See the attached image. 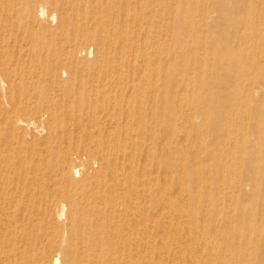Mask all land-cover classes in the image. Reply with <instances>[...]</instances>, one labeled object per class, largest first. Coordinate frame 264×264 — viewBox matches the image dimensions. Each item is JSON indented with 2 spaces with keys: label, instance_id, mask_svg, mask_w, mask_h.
I'll use <instances>...</instances> for the list:
<instances>
[{
  "label": "bare ground",
  "instance_id": "1",
  "mask_svg": "<svg viewBox=\"0 0 264 264\" xmlns=\"http://www.w3.org/2000/svg\"><path fill=\"white\" fill-rule=\"evenodd\" d=\"M185 24L200 69L169 73L204 160L170 151L156 75ZM171 262L264 264V0H0V264Z\"/></svg>",
  "mask_w": 264,
  "mask_h": 264
},
{
  "label": "rangeland",
  "instance_id": "2",
  "mask_svg": "<svg viewBox=\"0 0 264 264\" xmlns=\"http://www.w3.org/2000/svg\"><path fill=\"white\" fill-rule=\"evenodd\" d=\"M231 3L233 4L232 1H231ZM193 5H194V8L202 7V5L198 6V2L193 3ZM253 28H254V26L252 27V30H254ZM255 28H256V30L260 31L262 26L259 23L256 25ZM185 29H186L185 32L177 35L176 45L172 49L162 51L159 54V56H158L159 57V59H158L159 64H161V62H163L165 65H163L164 69H161L160 67L156 68V75H157V79H159L160 85L163 86L164 90L167 91L165 94V99H167V101L174 100L171 107L173 109H175L176 111H178L177 113L175 112V115L170 117L171 124L173 127L172 134H171V140L173 141V143L171 145H169V147L171 149L170 151H176L177 150V147H176L177 142L183 143L182 141H187L188 147H187L186 157L190 158L192 155H197V156L201 157L200 160H204L203 156L205 154L209 153L210 149H207L206 147H205L206 149H201L197 145H194L195 142L191 141V136H189L185 131H181V129H180L181 126H186L189 128V130H194V126L196 125L195 123H197V125L201 124V121L199 119H194L190 116V112H191L192 108L195 106V105H193L194 101L189 102V103L188 102H177V99H176L177 98L176 94L178 92H180V90H182L181 88H183V90L190 91L191 87L190 86L182 87L183 85L178 84L175 81V78L179 74L178 72H176L175 74L169 73V70H171L170 67H172V65H173L172 64L173 63V57L170 59V56H173L174 52H178L179 56L183 55V57L181 58V61L179 62V64L182 67L183 66L186 68L193 67L197 71H198V69H200V65L197 64L196 62H193V60H191L192 59L191 56L195 57V61H197V62L200 61V59L203 58V52L200 50H203L207 45L203 41L194 38L193 32L191 33V28H190L189 24H185ZM260 39H261V36H259L258 38L254 39V40L251 39L250 41L247 42L246 54H243V58L247 59V58L256 56L255 53L259 52L257 49H259L258 47H260V44H259ZM184 55H186V56H184ZM245 64L251 65L250 62H245ZM242 67H240V68H242ZM243 69H244V72H247V73H251V74L256 73L253 70V67H247L246 65H244ZM195 98H197V97H195ZM198 121H199V123H198ZM159 131H160V137L162 138L163 131L162 130H159ZM73 160H74L72 162L73 167L77 168V169H82V167L80 166L82 164V162L79 160L76 161L75 159H73ZM178 163H179V161H178ZM181 164H182V162L179 163L180 166H181ZM173 165H174L173 162L166 163V166H168V167H173ZM202 167L206 168L207 164H203ZM226 169H228L227 166L224 167V171H226ZM161 171L162 170H159L160 174H161ZM82 175H84L82 172L80 174H76L75 179L81 180L82 177L84 178V176H82ZM86 175H87V173H86ZM177 176H181L180 173L177 174ZM200 185H202L205 189H208L210 186V183H209L208 179L203 178L201 180ZM191 198H192L191 195H190V197L186 196V197H184V201L188 202L189 199H191ZM196 199L198 200L199 203H202L204 201L202 196H197ZM211 208H214V207L208 206V210ZM190 212H191V210L189 208H186V213H190ZM182 227L185 228L187 226L182 225ZM170 231H171V229L168 227L167 232L170 233ZM229 240H230L229 243L234 242V244H236V241H234L233 238H231ZM43 244H45V242H43ZM158 245H159V243H158ZM15 246L17 248H20V250L27 251L26 247L29 246V244H27L26 242H19L18 245L16 244ZM32 254H35V252H32ZM169 264H176V263L171 262Z\"/></svg>",
  "mask_w": 264,
  "mask_h": 264
}]
</instances>
